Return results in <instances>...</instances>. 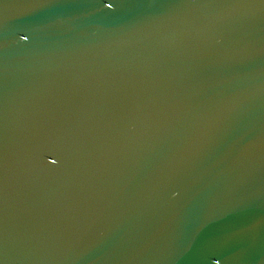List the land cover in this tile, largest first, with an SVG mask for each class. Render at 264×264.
<instances>
[{
  "label": "water",
  "instance_id": "1",
  "mask_svg": "<svg viewBox=\"0 0 264 264\" xmlns=\"http://www.w3.org/2000/svg\"><path fill=\"white\" fill-rule=\"evenodd\" d=\"M0 264H264V0H0Z\"/></svg>",
  "mask_w": 264,
  "mask_h": 264
}]
</instances>
